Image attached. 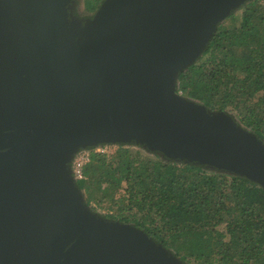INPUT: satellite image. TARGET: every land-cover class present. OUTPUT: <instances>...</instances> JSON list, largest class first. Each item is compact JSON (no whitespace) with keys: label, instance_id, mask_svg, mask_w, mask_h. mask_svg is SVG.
<instances>
[{"label":"water","instance_id":"1","mask_svg":"<svg viewBox=\"0 0 264 264\" xmlns=\"http://www.w3.org/2000/svg\"><path fill=\"white\" fill-rule=\"evenodd\" d=\"M69 1L0 0V264H186L93 211L71 163L135 142L264 188V142L175 88L248 0H102L83 24Z\"/></svg>","mask_w":264,"mask_h":264},{"label":"trees","instance_id":"2","mask_svg":"<svg viewBox=\"0 0 264 264\" xmlns=\"http://www.w3.org/2000/svg\"><path fill=\"white\" fill-rule=\"evenodd\" d=\"M175 88L264 142V0L220 21ZM83 174L76 184L92 210L143 230L186 264H264V188L245 176L124 144L92 152Z\"/></svg>","mask_w":264,"mask_h":264},{"label":"rangeland","instance_id":"3","mask_svg":"<svg viewBox=\"0 0 264 264\" xmlns=\"http://www.w3.org/2000/svg\"><path fill=\"white\" fill-rule=\"evenodd\" d=\"M239 12H240V10H237L236 11V13H239ZM68 15H69V19H70L71 22L77 23V24H79V23L80 24H83L85 21H87L88 19H90L94 15V11L93 12L92 11L90 12V11H88V10L85 9L84 0H70L69 3H68ZM121 144L130 146L133 149H140L144 154H148V155L153 154L155 152V151L149 150L146 146L141 145L140 143L137 144L135 142H125V143H119V142H101V143H98L97 145H94L92 147L80 148L74 154V157L81 150H87L90 153H92V152H95L94 150L97 149V148H104L105 149L104 152H106V153H112L116 149V147L118 145H121ZM74 157H73V159H74ZM73 159H72L71 167H72V164H73ZM82 196H85L83 191H82ZM102 210L104 211L106 209L104 208ZM93 211H95L98 214H100L96 210H93Z\"/></svg>","mask_w":264,"mask_h":264},{"label":"built area","instance_id":"4","mask_svg":"<svg viewBox=\"0 0 264 264\" xmlns=\"http://www.w3.org/2000/svg\"><path fill=\"white\" fill-rule=\"evenodd\" d=\"M95 152H104V148H97L94 150ZM91 153L87 150H81L77 153V155L73 159L72 169L74 177L81 178L84 176L83 174V166L89 160ZM213 264H225L222 262H215Z\"/></svg>","mask_w":264,"mask_h":264},{"label":"flooded vegetation","instance_id":"5","mask_svg":"<svg viewBox=\"0 0 264 264\" xmlns=\"http://www.w3.org/2000/svg\"><path fill=\"white\" fill-rule=\"evenodd\" d=\"M91 12V11H90ZM93 12V11H92Z\"/></svg>","mask_w":264,"mask_h":264}]
</instances>
